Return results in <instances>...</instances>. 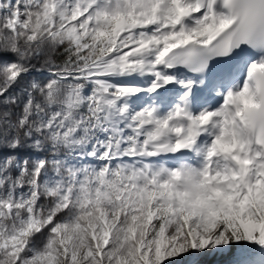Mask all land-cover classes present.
I'll use <instances>...</instances> for the list:
<instances>
[{"label": "snow or ice", "instance_id": "snow-or-ice-1", "mask_svg": "<svg viewBox=\"0 0 264 264\" xmlns=\"http://www.w3.org/2000/svg\"><path fill=\"white\" fill-rule=\"evenodd\" d=\"M264 264V0H0V264Z\"/></svg>", "mask_w": 264, "mask_h": 264}, {"label": "trees", "instance_id": "trees-1", "mask_svg": "<svg viewBox=\"0 0 264 264\" xmlns=\"http://www.w3.org/2000/svg\"><path fill=\"white\" fill-rule=\"evenodd\" d=\"M231 255L230 254H223L219 255L215 260L207 261L205 264H231Z\"/></svg>", "mask_w": 264, "mask_h": 264}, {"label": "rangeland", "instance_id": "rangeland-1", "mask_svg": "<svg viewBox=\"0 0 264 264\" xmlns=\"http://www.w3.org/2000/svg\"><path fill=\"white\" fill-rule=\"evenodd\" d=\"M219 255H215V256H212V255H209V256H205V257H201L200 258V264H205L207 261H210V260H215Z\"/></svg>", "mask_w": 264, "mask_h": 264}]
</instances>
